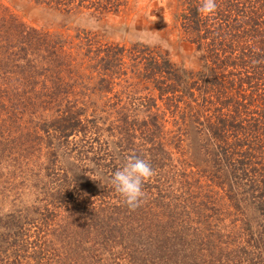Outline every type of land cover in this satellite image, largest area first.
<instances>
[{
	"label": "trees",
	"instance_id": "trees-1",
	"mask_svg": "<svg viewBox=\"0 0 264 264\" xmlns=\"http://www.w3.org/2000/svg\"><path fill=\"white\" fill-rule=\"evenodd\" d=\"M35 1L53 12L97 16L114 3ZM202 3L183 0L178 14L183 35L202 55L201 69L191 76L167 58L148 59L142 75L157 96L105 115L78 106L57 79L71 65L62 35L27 25L0 3V202L14 192L8 208L31 203L23 212L0 209V255L12 253L13 264H194L197 253L215 264L247 249V264H264V0H216L215 14H204ZM115 49L124 51L108 47L93 56V72L111 74ZM37 75L42 92L34 87ZM14 81L22 88H12ZM41 103L44 111L34 116ZM28 110L36 121L19 132L16 119ZM101 120L110 121L115 138L106 164L84 153L93 147L67 153L70 138ZM130 154L155 171L135 210L111 182L104 185L105 170L112 177ZM70 158L95 160L98 170ZM39 159L44 170L35 168ZM61 159L67 165L59 171ZM245 230L247 246L230 244L228 237Z\"/></svg>",
	"mask_w": 264,
	"mask_h": 264
},
{
	"label": "rangeland",
	"instance_id": "rangeland-1",
	"mask_svg": "<svg viewBox=\"0 0 264 264\" xmlns=\"http://www.w3.org/2000/svg\"><path fill=\"white\" fill-rule=\"evenodd\" d=\"M110 2H114L111 9L97 16L87 9L82 13L77 11L72 14L69 11L56 10L53 12L46 5L39 4L35 0H0L1 4L27 25L36 27L42 32L62 35V39H64L62 46H65V50L69 52L68 59L71 65L65 66L56 75L57 79L68 87L65 93H69L71 98H76L78 106L87 108L89 112L93 108L99 109L104 115L123 102L128 105L138 104L140 98L157 96V91L154 90L152 83L144 79L145 76L142 75L147 68L148 59L153 60V57H156L163 60V58H167L174 66L191 72L193 74L191 76L201 69L202 64L201 53L194 43L185 38L180 21H178L183 0H110ZM108 47H123L124 51L121 53L116 49L111 50L116 60L112 64L110 75L106 74L107 71H103L102 75L96 74L92 69V66L96 64L93 56ZM68 67L71 69L70 72L65 71ZM37 78L39 79L34 87L42 92V90L44 91L42 88L43 79L38 75ZM14 82L12 88H22L18 87L19 85L16 83L18 81ZM26 89L29 90V87ZM119 98L121 101L118 100ZM187 101L188 98H185L184 102ZM157 104L164 106L165 102L157 100ZM39 111H44L42 103L34 116H37ZM23 112L22 116L16 119L17 124L21 127L19 132L25 131L26 124L36 121L34 118L30 119L32 117H27L29 110ZM98 122V128L87 132L85 136L70 138L71 142L66 148L67 153L70 151V155L74 156L79 147L84 146L80 149L82 151L93 147L92 151L84 153L87 156L99 157L101 164H106L110 160L108 155L111 153L110 147L113 146L115 138L106 129V126L110 125L109 120ZM43 155H45V150L40 151V156ZM68 161L75 162L76 166L87 170L97 167L95 160L88 158L83 159L82 162L73 161V158ZM34 163L37 170H44L46 162L39 159ZM64 165H67L65 159H61L56 167L61 171L65 168ZM105 171L104 185L111 180L108 170ZM100 185L102 186L103 183ZM100 185H98L99 189ZM16 195V193L10 192L9 197L3 201L4 203L0 202V209L5 212L16 207L19 212H23L21 207L30 206V200L25 199V202L14 201L12 207L8 208L9 200H14V198H8ZM24 196L28 197L26 194H23ZM219 220H222L218 222L220 226L229 223L227 216L221 217ZM237 225L240 226L239 221H237ZM0 227H2L0 232L3 233L2 220ZM243 233L232 234L227 239L230 244L241 243L247 246V230ZM10 254L12 255V253L1 254L0 264H13ZM199 256L200 254H195L197 261L193 263L207 264L206 261H199ZM247 256H249L247 249L229 252L228 256H222L224 261L215 264H247ZM44 262L43 260L41 264ZM22 264L28 263L22 261ZM33 264L36 263L33 262Z\"/></svg>",
	"mask_w": 264,
	"mask_h": 264
},
{
	"label": "clouds",
	"instance_id": "clouds-1",
	"mask_svg": "<svg viewBox=\"0 0 264 264\" xmlns=\"http://www.w3.org/2000/svg\"><path fill=\"white\" fill-rule=\"evenodd\" d=\"M216 10V0H203L201 11L204 14H215ZM154 175L155 171L147 160L130 154L125 158L123 165L113 173L110 182L123 203L130 210H135L146 198L144 184Z\"/></svg>",
	"mask_w": 264,
	"mask_h": 264
}]
</instances>
